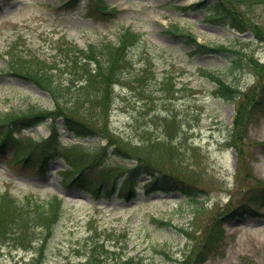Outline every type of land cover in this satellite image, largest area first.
Listing matches in <instances>:
<instances>
[{
    "label": "rangeland",
    "instance_id": "obj_1",
    "mask_svg": "<svg viewBox=\"0 0 264 264\" xmlns=\"http://www.w3.org/2000/svg\"><path fill=\"white\" fill-rule=\"evenodd\" d=\"M92 1L0 0V114L32 105L53 108L47 92L33 82L3 74L8 46L50 57L62 38L85 48L112 41L119 28L129 27L143 43L130 51L133 68L114 85L108 113L98 115L101 108L93 105L87 111L74 106L73 112L131 155L115 156L109 149L98 162L103 169L106 164L125 169L141 162L159 176L191 182L194 197L179 190L146 191L142 183L148 176L137 171L136 194L130 199L96 200L65 187L58 173L68 168L65 162L85 164L95 155L72 148L77 139L60 126L58 142L44 148L54 156L44 172L14 160L18 144L0 153V194L17 199L32 194L41 201L58 195L63 200L49 235L36 228L22 241L16 239L20 230L10 231L0 242V264H197L204 232L218 236L221 230L219 247L206 253L202 264H264V113L247 107L258 118L246 135L233 126L242 97L259 79L253 63L264 65V42L211 20L215 0H104L117 10L115 16L95 10L100 5ZM184 6L188 8L182 10ZM250 15L264 26L263 5H254ZM189 37L207 47L233 49L239 67L234 72L228 68L230 53L194 52ZM144 65L146 77L137 80ZM59 66L57 79L67 88L79 65L73 62V70ZM200 69L221 77L232 91L224 93ZM164 74L172 83L167 92L161 91ZM70 93L78 95L77 89ZM49 133L42 122L13 129L11 136L41 152L35 144ZM101 135L79 143L104 145ZM239 136H245L242 143ZM121 179L116 178L118 185Z\"/></svg>",
    "mask_w": 264,
    "mask_h": 264
},
{
    "label": "trees",
    "instance_id": "obj_2",
    "mask_svg": "<svg viewBox=\"0 0 264 264\" xmlns=\"http://www.w3.org/2000/svg\"><path fill=\"white\" fill-rule=\"evenodd\" d=\"M94 2L99 3L101 7L96 6V10L107 13L108 8L103 0H95ZM259 4L264 6V0H215L211 5L210 19L228 25L237 34L249 32L256 40L264 42V26L255 20V17L252 19L250 15L254 11V5ZM181 9L185 10L186 8ZM109 11H111L110 15L117 14L115 9ZM174 28H177L176 25ZM189 38L191 39V45L194 47V52L230 53L233 58L228 68L234 72L239 67L233 49L222 45L207 47L195 42L193 37ZM141 43H143V39L140 34L133 32L130 28L122 27L114 40L102 42L98 45L89 44L85 49L62 38L56 43L55 51L50 57H40L32 51L24 52L16 44L8 46L6 50L9 59L8 69L3 74L33 82L38 88L47 92L53 102V108L52 111H48L32 105L25 111L0 114V153H5L6 148L11 144H18L17 150L14 152L16 153L14 160L20 163L30 162L39 170L45 171L49 161L54 156L48 154L44 148L58 142L59 133L57 130L60 126L71 132L76 139L94 138L101 135L92 128L89 122L79 118L80 116L73 112V107L83 106L82 110L87 111L92 110V105L99 106L101 109L98 115H106L113 102L114 85L120 79H124L126 72H131L133 68L130 61V51L140 48ZM73 62L79 65L75 68L78 74L75 77L76 79H68L71 86L63 88L62 83L57 79L59 65L64 63L68 70H73L71 69ZM253 65L257 70L255 73L259 79L253 85V89L249 88L242 97V104L238 108L233 124L234 128L238 127V133L244 132L245 135L250 122L258 118L254 117L247 110V107H255V109L264 113V65L256 62ZM146 70L147 67L144 66L141 72L136 74V79H144ZM200 72L211 81H214L224 93L232 91L230 84L223 81L222 78L214 76L212 72L202 69H200ZM160 85L163 92L169 91L172 86L171 83H168L167 78H163ZM72 89H77V96L69 95ZM235 97L236 95L230 99ZM58 120L61 121L60 124ZM42 122L48 125L50 135L46 139L36 142L35 147L40 146L42 148L41 152H34L30 146L13 140L11 136L13 129L30 128ZM4 129L5 131L2 133ZM101 136L105 138L104 145H100L99 142L87 145H71L74 149L83 150L84 148L87 151L86 154H93L95 157L85 164L73 163L70 160L66 161L68 168L59 172L65 187L79 189L96 200H109L114 196H124L128 199L134 196L132 189L138 184L135 175H133V172L137 171V175L145 172L151 178L145 186L146 191L153 188L156 190L167 189V191L179 190L184 195L194 196L191 190V182L173 175L159 176L153 171H148V168L141 162H136V165L131 168L124 166L125 169L112 168L106 164L107 168L103 169V166L99 165L98 162L101 158L107 156L109 149H111L112 155L115 156L129 159L131 155L116 144L108 134L103 133ZM244 137L239 136L238 142L242 143ZM29 142H32V139H29ZM233 146L236 150L237 146ZM53 151L56 154L55 147ZM94 170H96L95 173H93ZM109 172L111 174H108ZM120 176H122V181L118 185L116 178ZM261 199L264 200V195ZM62 204L63 202L58 196H50L47 200L41 201L32 194L26 195L22 199L12 197L7 192L0 194V242L8 238L10 231L13 229L20 230L16 239L22 241H26L28 238L24 239V236L29 237L30 233H34L36 228H39L40 232L49 235L52 232V227L62 214ZM222 236V231L218 236H215V232H204L202 237L204 244L197 256V264L204 262L206 253L209 254L219 247ZM44 237L46 236L44 235Z\"/></svg>",
    "mask_w": 264,
    "mask_h": 264
}]
</instances>
